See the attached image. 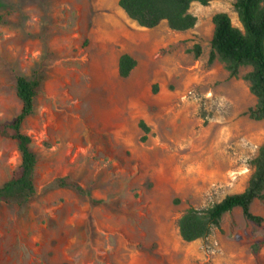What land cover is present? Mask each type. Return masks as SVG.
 Listing matches in <instances>:
<instances>
[{"label": "rangeland", "instance_id": "1", "mask_svg": "<svg viewBox=\"0 0 264 264\" xmlns=\"http://www.w3.org/2000/svg\"><path fill=\"white\" fill-rule=\"evenodd\" d=\"M117 1L0 0V122L20 110L15 75L38 81L21 125L35 194L0 201V264H264V200L250 206L260 224L234 208L202 238L177 226L187 207L241 191L264 141L250 66L230 77L209 60L213 13L241 28L234 0L191 4L183 31L140 26ZM18 161L0 133V185Z\"/></svg>", "mask_w": 264, "mask_h": 264}, {"label": "trees", "instance_id": "2", "mask_svg": "<svg viewBox=\"0 0 264 264\" xmlns=\"http://www.w3.org/2000/svg\"><path fill=\"white\" fill-rule=\"evenodd\" d=\"M193 1L206 5L210 0H118L117 3L140 26L154 27L164 20L171 30L183 31L196 23V16L189 11ZM233 7L241 28L232 23L225 11H217L211 16L213 30L209 60L218 55L230 77L237 76L239 67L250 66L243 79L248 82V89L256 101L247 113L250 118L263 119L264 0H234ZM135 63L130 54L121 53L117 60L118 74L126 77ZM37 86V80L22 74L15 75L14 92L20 102V110L12 120L0 122V133L8 132L15 141L19 161L9 178L0 185V201L17 199L24 203L35 194L33 172L37 156L31 148V136L22 131L21 125L33 112ZM251 165V173L241 191L228 193L207 207L189 206L181 213L177 226L184 241L205 237L212 227L219 225L222 215L234 208H239L246 219L256 224L262 222V216L253 213L250 206L255 199L264 200V141ZM71 185L79 193H87L79 184L72 182Z\"/></svg>", "mask_w": 264, "mask_h": 264}, {"label": "crops", "instance_id": "3", "mask_svg": "<svg viewBox=\"0 0 264 264\" xmlns=\"http://www.w3.org/2000/svg\"><path fill=\"white\" fill-rule=\"evenodd\" d=\"M193 3H198L197 1H193L191 4H193Z\"/></svg>", "mask_w": 264, "mask_h": 264}]
</instances>
